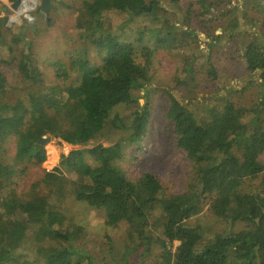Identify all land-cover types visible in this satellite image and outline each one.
I'll return each instance as SVG.
<instances>
[{"label": "trees", "instance_id": "trees-1", "mask_svg": "<svg viewBox=\"0 0 264 264\" xmlns=\"http://www.w3.org/2000/svg\"><path fill=\"white\" fill-rule=\"evenodd\" d=\"M247 5L83 0L76 28L84 49L91 46L101 65L82 62L79 82L61 87L70 70L59 62L53 77L44 75L28 44L20 58L0 63V264H99L81 243L85 228L68 213V199L104 213L110 227L127 224L125 264L138 252L140 264H264V0ZM113 12L128 15L127 23L148 17L159 49L186 50L187 42L200 34L206 38V53L193 50L181 60L161 112L166 134L192 168L191 185L168 195L151 172L129 179L118 166L127 150L120 141L62 155L58 166L42 170L40 178L21 190L29 168L46 161L40 140L48 135L79 146L101 136L106 127L128 130L129 143H140L147 135L153 109L149 103L141 106L138 94L149 82V65L137 61L135 42L122 39L118 26L107 25L106 15ZM7 20L0 14V47L12 54L24 39L7 38ZM234 42L245 66L242 82L214 93L209 105L186 102L199 92L202 70L214 73L213 52ZM143 51L151 64L152 50ZM8 67L13 71L7 74ZM17 76L22 84L14 81ZM23 83L30 88L23 90ZM251 90L255 98L249 107L237 101ZM124 105L134 106L130 124L111 118ZM259 178V187H254ZM206 200L220 222L244 228L221 233L206 224L192 225ZM153 219L163 220L161 236H156ZM154 247L160 254L152 262ZM108 252L114 257L113 248Z\"/></svg>", "mask_w": 264, "mask_h": 264}, {"label": "rangeland", "instance_id": "rangeland-1", "mask_svg": "<svg viewBox=\"0 0 264 264\" xmlns=\"http://www.w3.org/2000/svg\"><path fill=\"white\" fill-rule=\"evenodd\" d=\"M37 2V5L35 3ZM25 0L22 11L28 13L18 16V10H13L12 6L16 0H0L1 17H6L8 31L7 38L13 36H22L23 43L15 45L12 54L8 52L6 47H0V63L8 61L11 57L20 58L22 47L29 46L33 51L34 58L38 67L47 77H53L54 63L59 62L68 67L69 75L67 78L60 80L63 87L68 83H77L81 78L80 64L87 61L90 66L101 65L99 56L96 51L89 45L85 50V42L80 38V34L76 28L77 20L80 15V7L83 0H51V7L48 17L41 10V0ZM230 4L231 7L247 6L249 0H220ZM29 5L27 6V4ZM36 5V7H35ZM35 7V8H34ZM33 9V10H32ZM31 10V11H30ZM254 16L251 11L250 17ZM109 19L107 25L112 29L118 26L116 33L124 40L135 42L137 45L136 58L139 63L148 64L149 82L144 89L138 94L139 104L141 106L146 103L152 107V117L150 126L145 138L140 143H129L128 130H112L106 127L103 134L86 145H69L59 138L51 135L44 137L47 139L45 144L46 161L40 167L29 168V174L20 186V189L26 188L32 181L38 179L42 175V170L52 171L58 166L61 156L68 155L74 150H85L93 148L96 145L111 146L117 142L123 141L125 144L126 156L118 163V166L126 173L131 180H137L145 172H151L157 176L162 182L165 192L168 195L182 193L188 189L192 182V168L186 163L184 153L172 142L169 135L165 132V123L162 121L161 112L165 105L166 92L175 86L174 77L178 71V67L182 64L186 54H190L193 50L196 53L204 54L208 51L206 38L204 34H200L198 39L187 42L186 50H165L155 46L149 30L154 25L148 17H139L133 19L130 23L129 16L126 14L109 13L106 15ZM18 18L19 20H14ZM262 18V16H261ZM249 23V22H247ZM249 25V24H248ZM122 29V30H121ZM186 27H183L185 30ZM221 31L218 30L217 34ZM217 48L213 52L211 65L214 73H210L208 69L199 74L198 80L201 88L199 92L191 98H185L186 102H193L196 106H206L212 103L211 98L214 93L222 90L224 87L235 86L242 82L245 76V66L240 58V52L237 51V42L226 44ZM152 50L151 64L146 60L143 49ZM26 49H29L26 47ZM203 60L199 62L201 64ZM7 74L13 71L12 68L6 69ZM13 79H10V82ZM17 84H22L21 76H17L14 80ZM50 85V84H49ZM29 83H23V90L30 88ZM62 89V88H61ZM174 95L183 97L178 91H173ZM255 93L249 91L236 98L237 101L249 107L254 100ZM134 106H120L113 110L111 118L119 116L124 119L126 124L131 123ZM15 144L9 146V156H13ZM264 163V156L262 157ZM261 178L254 181V187H259ZM206 200V204L200 215L192 218V225L206 224L214 228L217 232H227L229 230L238 232L244 228L242 224L234 226L222 223L213 216L210 205ZM67 211L74 217L84 228L85 233L82 241L88 251L96 258L99 264H125L122 255L125 250V242L128 237L127 224H121L117 227L106 225L104 213L89 208L82 203H76L72 199H68ZM152 220L153 229L158 228L159 232L156 236H161L163 220L159 222ZM178 246L175 244L174 249ZM113 248L114 257L108 252ZM160 251L154 247L153 254L149 261H156ZM31 257V256H30ZM32 259V257H31ZM33 264H41L33 262ZM127 264H140V252L133 254Z\"/></svg>", "mask_w": 264, "mask_h": 264}, {"label": "water", "instance_id": "water-1", "mask_svg": "<svg viewBox=\"0 0 264 264\" xmlns=\"http://www.w3.org/2000/svg\"><path fill=\"white\" fill-rule=\"evenodd\" d=\"M22 2H23V0H16V2L12 6V9L14 11L18 10L21 7ZM50 7H51V0H41L40 10L47 17H48L49 11H50ZM40 143L45 146V144L47 143V139L42 138L40 140Z\"/></svg>", "mask_w": 264, "mask_h": 264}, {"label": "bare ground", "instance_id": "bare-ground-1", "mask_svg": "<svg viewBox=\"0 0 264 264\" xmlns=\"http://www.w3.org/2000/svg\"><path fill=\"white\" fill-rule=\"evenodd\" d=\"M34 1V0H33ZM28 3V2H27ZM36 3V2H35ZM24 5H26L25 4V0H24V3H23V5H22V7L24 6ZM29 5V3L27 4V6ZM22 7L18 10V16H22V15H24V14H26V13H28L29 11H25V12H23L21 9H22ZM35 7H36V5H35ZM34 7V8H35ZM33 10V9H32ZM31 11V10H30ZM14 20H19L18 18H14Z\"/></svg>", "mask_w": 264, "mask_h": 264}, {"label": "built area", "instance_id": "built-area-1", "mask_svg": "<svg viewBox=\"0 0 264 264\" xmlns=\"http://www.w3.org/2000/svg\"><path fill=\"white\" fill-rule=\"evenodd\" d=\"M34 1H35V0H34ZM35 2H36V1H35ZM23 3H24V0H23V2H22V5H23ZM22 5H21V7H22ZM36 5H37V2H36ZM21 7H20V8H21ZM20 8H19V9H20Z\"/></svg>", "mask_w": 264, "mask_h": 264}]
</instances>
